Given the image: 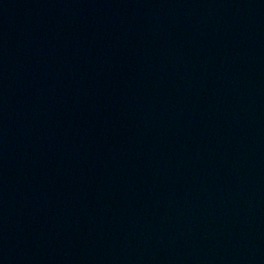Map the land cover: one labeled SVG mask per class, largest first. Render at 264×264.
<instances>
[{
	"label": "water",
	"instance_id": "95a60500",
	"mask_svg": "<svg viewBox=\"0 0 264 264\" xmlns=\"http://www.w3.org/2000/svg\"><path fill=\"white\" fill-rule=\"evenodd\" d=\"M0 264H264V0L1 31Z\"/></svg>",
	"mask_w": 264,
	"mask_h": 264
}]
</instances>
